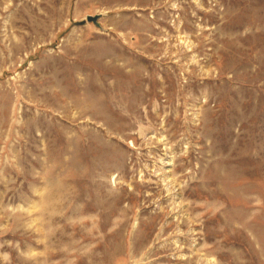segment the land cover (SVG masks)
<instances>
[{
    "label": "rangeland",
    "instance_id": "1",
    "mask_svg": "<svg viewBox=\"0 0 264 264\" xmlns=\"http://www.w3.org/2000/svg\"><path fill=\"white\" fill-rule=\"evenodd\" d=\"M0 264H264V0H0Z\"/></svg>",
    "mask_w": 264,
    "mask_h": 264
},
{
    "label": "water",
    "instance_id": "2",
    "mask_svg": "<svg viewBox=\"0 0 264 264\" xmlns=\"http://www.w3.org/2000/svg\"><path fill=\"white\" fill-rule=\"evenodd\" d=\"M97 19H98V17H87V18H86V21H87V22H91V23H93V24H95V25H98V24H97Z\"/></svg>",
    "mask_w": 264,
    "mask_h": 264
}]
</instances>
